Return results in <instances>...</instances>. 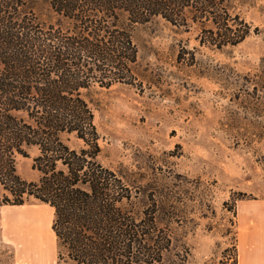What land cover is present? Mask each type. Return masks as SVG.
I'll list each match as a JSON object with an SVG mask.
<instances>
[{"label": "trees", "instance_id": "1", "mask_svg": "<svg viewBox=\"0 0 264 264\" xmlns=\"http://www.w3.org/2000/svg\"><path fill=\"white\" fill-rule=\"evenodd\" d=\"M237 1L0 0V205L53 210L58 264H192L174 243L167 199L146 196L144 206L140 186L100 162L88 93L141 87L137 25L196 27L198 42L217 49L257 34ZM30 148L28 181L15 156ZM230 260L238 264L237 238Z\"/></svg>", "mask_w": 264, "mask_h": 264}, {"label": "rangeland", "instance_id": "2", "mask_svg": "<svg viewBox=\"0 0 264 264\" xmlns=\"http://www.w3.org/2000/svg\"><path fill=\"white\" fill-rule=\"evenodd\" d=\"M235 5L257 34L217 49L198 42L196 27L137 25L141 87L88 93L100 162L139 185L144 206L146 196L167 199L174 243L186 244L192 264L230 262L238 210L264 203V0ZM27 153L15 156L16 172L36 180L37 151ZM52 221L53 210L36 201L0 205L2 264H29L28 245L45 247L38 264H58L56 245L46 244L56 242Z\"/></svg>", "mask_w": 264, "mask_h": 264}, {"label": "crops", "instance_id": "3", "mask_svg": "<svg viewBox=\"0 0 264 264\" xmlns=\"http://www.w3.org/2000/svg\"><path fill=\"white\" fill-rule=\"evenodd\" d=\"M237 220L238 264H264V203H248L240 207ZM46 244H48L47 249L50 250L56 245L57 252V242ZM40 247L45 248L44 246ZM40 247L28 245L27 248L30 249L29 264L40 263L38 252ZM4 261L0 259V264ZM45 261H49V258Z\"/></svg>", "mask_w": 264, "mask_h": 264}, {"label": "bare ground", "instance_id": "4", "mask_svg": "<svg viewBox=\"0 0 264 264\" xmlns=\"http://www.w3.org/2000/svg\"><path fill=\"white\" fill-rule=\"evenodd\" d=\"M240 255H242V254H240Z\"/></svg>", "mask_w": 264, "mask_h": 264}]
</instances>
